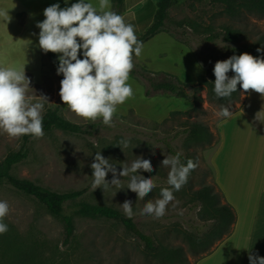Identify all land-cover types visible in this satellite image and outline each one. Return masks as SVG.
<instances>
[{
  "label": "rangeland",
  "instance_id": "374dc122",
  "mask_svg": "<svg viewBox=\"0 0 264 264\" xmlns=\"http://www.w3.org/2000/svg\"><path fill=\"white\" fill-rule=\"evenodd\" d=\"M125 1L122 17L126 24L133 26L138 36L153 21L158 0ZM77 2L79 0H67V4L65 0H0V10L6 11L10 19L6 21L0 17V67L25 69L30 80L27 96L32 103L43 104L41 115L58 105L65 118L86 125L95 121L77 116L65 103H57L64 77L57 75L51 57L39 48L40 29L36 27L37 22L45 19L47 7L59 3L64 8ZM87 2L94 7L99 6V0ZM105 11H112L111 0ZM225 27L239 31L235 41L227 42L222 37L208 40L210 33L224 32ZM263 31L264 18L248 13L232 17L222 4L214 0H176L169 9L167 30L143 43L141 55H132V61L137 69L167 72L195 85L198 74L209 79L208 70L214 69L217 61L231 57L227 45H245ZM127 83L131 85L133 95L125 103L117 105L113 115L114 126H100L93 134L67 133L58 129L44 132L42 138L30 141L28 157L16 164L12 172L58 192L90 187L83 195L67 201L66 206L70 207L90 202L124 212L121 205L131 201L132 217L138 227L153 236L157 244L183 245L192 263L197 256L192 254L185 234L201 236L210 226L199 217L200 206L192 197V189L201 184L203 173L198 168L194 169L181 190L173 189L175 200L167 206L163 217L142 215L141 211L149 200L160 198L163 188H171L168 184L170 168L163 166L162 161L167 155L175 154L169 151L163 139L169 138L172 148L180 155L193 156L191 149L187 148L186 135L182 133L186 123L200 119L216 131L222 119L216 113L222 107L233 112L240 102L222 105L209 101L203 86L202 106L206 111L195 112L191 110L193 101L169 92L146 96L148 83L131 72ZM244 95L242 89V99ZM41 96H46L47 100ZM173 111L180 114L171 116ZM100 119L102 117L97 120ZM121 141H126L127 147H123ZM21 142L22 136L11 138L0 130V161L9 152L17 151ZM196 149L197 165L205 166V150L209 148ZM97 152L108 159L117 172L130 167L138 158L150 160L153 171L141 169L135 175L152 178L155 184L152 192L140 200L138 194L128 188L130 176L118 177L121 185L116 187L110 183L113 179L111 172L106 176L108 189L104 191L99 187L94 191L91 164ZM0 201H7L10 209L3 221L13 224L23 241L40 247L39 264H169L148 254L143 242L114 219L85 218L72 210L75 231L73 237L66 240L63 221L48 214L35 197L2 183ZM176 201L179 203L174 208L172 205Z\"/></svg>",
  "mask_w": 264,
  "mask_h": 264
},
{
  "label": "clouds",
  "instance_id": "9594fccd",
  "mask_svg": "<svg viewBox=\"0 0 264 264\" xmlns=\"http://www.w3.org/2000/svg\"><path fill=\"white\" fill-rule=\"evenodd\" d=\"M108 7L109 0H99L98 8L87 0H79L64 8L55 3L44 10L45 19L37 22L36 27L40 29L39 48L44 53L59 54L57 75L64 77L59 93L61 100L79 117L91 121L102 117L104 125L114 126L113 115L117 105L125 103L133 95V89L127 83L134 67L132 54L134 52L139 57L143 44L138 41L133 26L126 24L121 15L105 11ZM0 17L10 20L9 14L3 10H0ZM81 50L83 59L80 58ZM257 51L264 52V48ZM229 71L235 75L229 77ZM214 75L217 98H230L238 85L244 92L252 90L264 98V57L257 58L249 53L233 55L216 62ZM29 85L25 69L0 67V130L11 138L30 135L39 139L44 136L43 104L31 102L27 96ZM41 97L47 100L46 96ZM216 115L227 119L232 112L222 107ZM121 144L127 147L126 141H121ZM162 164L170 168L168 184L171 188H163L160 198L149 200L141 211L142 215L163 217L167 206L175 200L173 189L181 190L190 172L198 166L191 159L186 165L182 164L180 153L167 155ZM91 168L94 191L99 187H103L104 191L108 189L106 176L109 172L113 174L110 183L116 187L121 185L118 177L130 176L128 188L137 193L140 200L155 187L152 178L135 175L141 169L153 171L152 163L147 159L138 158L130 167H123V171L117 172L116 167L97 152ZM178 203L176 201L172 206L175 208ZM121 206L125 216L132 218L131 201H125ZM9 210L7 201H0V234L8 231L7 224L2 221ZM248 259L250 264H264V257L258 254L249 253Z\"/></svg>",
  "mask_w": 264,
  "mask_h": 264
},
{
  "label": "trees",
  "instance_id": "16d2710c",
  "mask_svg": "<svg viewBox=\"0 0 264 264\" xmlns=\"http://www.w3.org/2000/svg\"><path fill=\"white\" fill-rule=\"evenodd\" d=\"M175 1H157V9L153 21L137 36L138 41L143 44L159 33L167 30L169 9ZM214 1L222 4L225 11L232 17H240L248 13L264 18V0ZM111 4L112 11L122 16L125 0H111ZM238 35L239 31L237 29L225 27L224 32L210 33L207 38L208 40H216L222 37L224 41L233 42ZM261 48H264V31L255 40L245 45H227V50L231 56L249 53L257 58L264 57V52L257 51V49ZM48 54L53 61L54 67L57 69L59 65L57 54L52 52H48ZM134 54L133 52L132 55ZM80 58L83 59L82 52ZM208 71L210 74L209 79L205 75L198 74L195 85L187 84L167 72H152L133 67L131 73L143 78L148 83L145 91L146 96H151L156 92H169L178 97L193 101L194 106L191 110L195 112L206 111L202 106L203 97L201 91L204 88L203 86L206 87L209 101H216L222 105L242 102V88L240 85L237 86V91L232 93L230 98H217L214 92V82L216 79L214 69H209ZM234 75L232 72L228 73L229 77ZM59 108L58 105L53 108H48L42 114L44 132L58 129L67 133L93 134L100 126H105L102 119L86 125L73 122L65 118L59 112ZM176 114H180V112L173 111L171 116ZM182 133L186 135L185 142L188 146L187 148H190L193 153V156L180 155V161L184 165L187 164L189 159L197 164L196 147L203 149L210 148L216 146L220 141L219 130L214 131L207 123L200 119H193L187 122ZM32 139L33 137L30 135L22 136L19 149L9 152L0 161V184L7 183L15 189L35 197L45 207L48 214L61 219L65 226L66 240L72 238L75 231L74 219L71 212L73 210L85 218L95 219L102 217L121 222L127 230L143 242L148 254L160 262L169 264H195L200 258L210 254L218 243L233 231L234 224L237 220V213L234 207L226 201L225 194L215 180L213 169L207 164L202 167H196L203 173L202 182L196 189H192V197L200 206L199 217L206 223L209 222L208 224L210 226L209 230L201 236L194 233L185 234V239L191 248L192 254L197 256V259L191 263L183 245H169L162 242L157 244L153 236L146 234L138 227L133 217H126L124 212L119 209L90 202H80L72 207L66 206L67 201L74 200L83 195L90 187L74 191L58 192L30 179L21 178L13 174V167L28 157L29 143ZM168 139L165 138L163 141L166 143L169 151L176 155L178 152L172 148ZM207 177H210V179L208 180ZM2 222L7 224L8 231L5 234H0V264H39L41 259L40 247L23 241V238L19 235L13 224Z\"/></svg>",
  "mask_w": 264,
  "mask_h": 264
},
{
  "label": "crops",
  "instance_id": "0c3cea01",
  "mask_svg": "<svg viewBox=\"0 0 264 264\" xmlns=\"http://www.w3.org/2000/svg\"><path fill=\"white\" fill-rule=\"evenodd\" d=\"M218 130L219 143L204 157L237 220L232 233L195 264H250L249 253L264 257V98L245 92Z\"/></svg>",
  "mask_w": 264,
  "mask_h": 264
},
{
  "label": "water",
  "instance_id": "95a60500",
  "mask_svg": "<svg viewBox=\"0 0 264 264\" xmlns=\"http://www.w3.org/2000/svg\"><path fill=\"white\" fill-rule=\"evenodd\" d=\"M58 104H63L64 102L61 100V96H59L58 100H57Z\"/></svg>",
  "mask_w": 264,
  "mask_h": 264
}]
</instances>
